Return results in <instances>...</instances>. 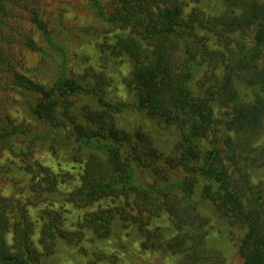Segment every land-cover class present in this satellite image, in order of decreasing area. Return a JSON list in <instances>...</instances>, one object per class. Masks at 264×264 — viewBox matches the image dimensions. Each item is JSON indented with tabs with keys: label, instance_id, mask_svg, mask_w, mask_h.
Returning <instances> with one entry per match:
<instances>
[{
	"label": "trees",
	"instance_id": "trees-1",
	"mask_svg": "<svg viewBox=\"0 0 264 264\" xmlns=\"http://www.w3.org/2000/svg\"><path fill=\"white\" fill-rule=\"evenodd\" d=\"M87 1L103 22L129 28L116 37L113 50L132 63L134 109L177 132L172 153L164 156L141 129L123 127L118 115L127 104L108 96L104 78L90 71L68 73L64 52L61 70L48 83L9 72L8 81L26 98L33 124H0V150L12 156L0 160V175L26 184L36 201L58 195L85 207L111 199L113 206L82 221L101 239L119 223L134 224L145 234L138 215L167 213L178 234L166 247L178 264H222L220 254L206 247L208 214L217 213L243 231L237 246L244 264H264V207L245 200L229 163L237 162L264 125V0H226L225 12L216 17L199 8L187 14L184 0ZM32 19L57 48L36 12ZM202 31L215 37L217 49ZM239 83L248 90L245 98ZM36 148L69 151L84 164L82 184L61 191L55 174L32 159ZM13 199L0 195V264H41L31 242L29 212ZM120 200L124 203L116 204ZM41 219L46 252L61 240L78 241L73 236L79 232L63 231L53 211L43 210ZM11 226L14 244L9 246Z\"/></svg>",
	"mask_w": 264,
	"mask_h": 264
},
{
	"label": "rangeland",
	"instance_id": "rangeland-1",
	"mask_svg": "<svg viewBox=\"0 0 264 264\" xmlns=\"http://www.w3.org/2000/svg\"><path fill=\"white\" fill-rule=\"evenodd\" d=\"M184 1L188 5L187 14L193 8H199L207 15L216 17L226 10V0H202L199 4H194L192 0ZM35 12L46 24L57 48L48 44L34 25L32 18ZM127 32L128 27L107 24L99 19L87 0H10L0 4V52L3 56L0 64V124H33L26 98L8 81L9 72L16 71L35 82L48 83L61 70L65 52L68 73L78 76L90 71L104 78V90L108 96L127 104L124 112L118 115L123 127L141 129L151 136L164 156L171 155L177 142V132L173 128L157 125L133 107V93L129 89L132 63L126 55L113 50L116 37ZM200 33L209 39L211 49H217L212 34L205 31ZM31 43L36 45V49L32 48ZM111 51L114 55H110ZM238 91L243 98L248 95V90L240 83ZM34 151L32 159L55 174L61 191H71L82 184L84 164L76 162L69 151L63 148L57 153L40 148ZM8 159H12V156L0 150V160L5 162ZM229 163L233 177L244 189L245 200L261 202L264 207V125L246 151L239 153L237 162ZM23 185L14 184L0 175V195L20 200L29 212L31 242L42 255L41 264H178V258L166 247V242L178 234L169 214L160 212L159 215H149L145 212L138 215L146 224L145 234L134 224L125 227L119 223L108 238L101 239L91 228L82 226V221L86 214L113 206L111 199L85 207L58 195L36 201L26 189L27 185ZM121 203H124L123 200L116 201V204ZM43 210L56 213L60 228L69 235L79 232L73 236L78 241L69 244L61 240L50 253L46 252L42 244ZM127 210L136 213L130 208ZM208 217L210 230L206 237L207 249L219 253L222 264H244L237 246L243 235L239 225L230 223L217 213H209ZM6 241L9 246L14 244L12 226L6 233Z\"/></svg>",
	"mask_w": 264,
	"mask_h": 264
}]
</instances>
